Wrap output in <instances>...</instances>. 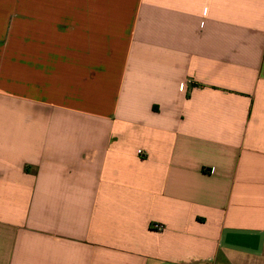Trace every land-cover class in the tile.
<instances>
[{"label": "crops", "instance_id": "0c3cea01", "mask_svg": "<svg viewBox=\"0 0 264 264\" xmlns=\"http://www.w3.org/2000/svg\"><path fill=\"white\" fill-rule=\"evenodd\" d=\"M0 264H264V0H0Z\"/></svg>", "mask_w": 264, "mask_h": 264}, {"label": "rangeland", "instance_id": "374dc122", "mask_svg": "<svg viewBox=\"0 0 264 264\" xmlns=\"http://www.w3.org/2000/svg\"><path fill=\"white\" fill-rule=\"evenodd\" d=\"M2 83L5 85V86H10V76L6 77V76H3L2 77Z\"/></svg>", "mask_w": 264, "mask_h": 264}, {"label": "built area", "instance_id": "2783aa9c", "mask_svg": "<svg viewBox=\"0 0 264 264\" xmlns=\"http://www.w3.org/2000/svg\"><path fill=\"white\" fill-rule=\"evenodd\" d=\"M157 228H158V229H160V228H161V226H157Z\"/></svg>", "mask_w": 264, "mask_h": 264}]
</instances>
